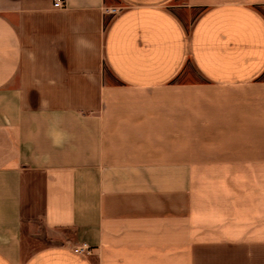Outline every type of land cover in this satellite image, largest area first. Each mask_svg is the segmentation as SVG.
I'll list each match as a JSON object with an SVG mask.
<instances>
[{
	"label": "crops",
	"instance_id": "obj_1",
	"mask_svg": "<svg viewBox=\"0 0 264 264\" xmlns=\"http://www.w3.org/2000/svg\"><path fill=\"white\" fill-rule=\"evenodd\" d=\"M57 1L0 0V264H264V0Z\"/></svg>",
	"mask_w": 264,
	"mask_h": 264
},
{
	"label": "rangeland",
	"instance_id": "obj_2",
	"mask_svg": "<svg viewBox=\"0 0 264 264\" xmlns=\"http://www.w3.org/2000/svg\"><path fill=\"white\" fill-rule=\"evenodd\" d=\"M181 0H176L173 3H179ZM116 14V13H115ZM115 14H112V16H115ZM195 13L192 15L188 14H183V19L185 20V25L189 29L195 20ZM180 79H195L198 80L197 73L193 70V66L190 64L188 66L187 71L182 74ZM33 234L37 237H39L43 242L46 244L49 243H60L65 240H75L77 233L74 230H63L62 232H55V231H50L45 229L41 224L39 223H34L32 226Z\"/></svg>",
	"mask_w": 264,
	"mask_h": 264
},
{
	"label": "built area",
	"instance_id": "obj_3",
	"mask_svg": "<svg viewBox=\"0 0 264 264\" xmlns=\"http://www.w3.org/2000/svg\"><path fill=\"white\" fill-rule=\"evenodd\" d=\"M65 8L66 7V4H65V2H63V0L61 1H57L56 3H55V8ZM119 11H120V9H114V10H112L111 11V15L112 14H117V13H119ZM77 252H80V253H89V249L88 248H86V247H82V248H80V249H78L77 250Z\"/></svg>",
	"mask_w": 264,
	"mask_h": 264
}]
</instances>
